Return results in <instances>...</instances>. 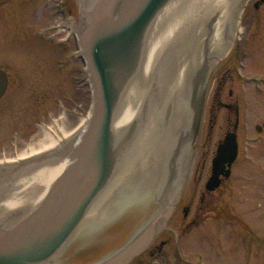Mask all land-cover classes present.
I'll use <instances>...</instances> for the list:
<instances>
[{
  "label": "rangeland",
  "instance_id": "374dc122",
  "mask_svg": "<svg viewBox=\"0 0 264 264\" xmlns=\"http://www.w3.org/2000/svg\"><path fill=\"white\" fill-rule=\"evenodd\" d=\"M85 2L32 0L28 10L18 3V7H0V66L11 79L0 99V163L14 161L49 136L61 141L78 135L86 125L92 105L91 82L84 53L68 29L73 24L67 14L71 9L70 17L76 21ZM16 9H21L19 16H14ZM238 21L240 32L210 74L199 133L192 144L190 173L177 186L178 197L170 194L166 182L158 191L142 193L144 177L131 179L129 174L124 186L127 196L110 206L118 213L79 232L75 248L96 253L99 259L161 213L163 224L154 243L165 244L144 264H264V129L255 128L264 123V7L256 12L251 0L246 1ZM227 67L234 77L226 83L223 95L228 97L232 90L230 101L239 107L238 155L230 176L204 204L199 190L210 173L219 139L235 123L234 113L225 110L213 128L209 122L216 81ZM136 80V76L131 78L124 94ZM133 133L115 138L119 164L130 152ZM209 200L208 208L201 210ZM170 205L171 212L165 217ZM187 205L191 208L184 220L182 209ZM191 218L197 222L186 226Z\"/></svg>",
  "mask_w": 264,
  "mask_h": 264
},
{
  "label": "water",
  "instance_id": "95a60500",
  "mask_svg": "<svg viewBox=\"0 0 264 264\" xmlns=\"http://www.w3.org/2000/svg\"><path fill=\"white\" fill-rule=\"evenodd\" d=\"M168 1L94 0L87 8L78 36L91 79L92 105L88 120L78 135L62 140L58 150L0 163L2 184L16 182L53 162L69 161L32 211L27 214L23 210L12 211L0 220V264H47L106 186L119 163V144L115 140L123 138H116L112 131L114 111L131 78L138 76L148 31ZM245 1L239 0L238 12ZM7 80L6 72L0 68V97L6 90ZM205 93L192 103L191 144L199 133ZM255 128L261 131L264 123ZM237 154L236 132L229 131L212 158L207 190L217 188L220 177L230 174ZM162 215L156 214L117 250L88 264H128L152 244L163 224Z\"/></svg>",
  "mask_w": 264,
  "mask_h": 264
},
{
  "label": "bare ground",
  "instance_id": "6f19581e",
  "mask_svg": "<svg viewBox=\"0 0 264 264\" xmlns=\"http://www.w3.org/2000/svg\"><path fill=\"white\" fill-rule=\"evenodd\" d=\"M93 2H88V8ZM238 3L239 0H169L158 12L138 68V89L135 91L133 85L126 97H121L112 119L114 136L134 130L130 152L121 164L115 165L106 186L47 264H58L60 252L79 232L118 213L113 211L115 206H110L127 196L124 186L129 174L131 179L144 177L142 193L148 189L158 191L166 182L170 183V194L178 197L177 186L190 173L193 160L189 136L192 103L207 90L212 70L240 32ZM60 145L49 136L16 159L58 150ZM68 164L67 159L53 162L16 182L0 184V220L12 211H32Z\"/></svg>",
  "mask_w": 264,
  "mask_h": 264
},
{
  "label": "flooded vegetation",
  "instance_id": "af4514ba",
  "mask_svg": "<svg viewBox=\"0 0 264 264\" xmlns=\"http://www.w3.org/2000/svg\"><path fill=\"white\" fill-rule=\"evenodd\" d=\"M31 1L32 0H0V7H4L7 4L16 5V3H18V5L25 6V8H27V10H28V8L30 6L29 4ZM88 2H90V0H86L82 9H80V7H79V18L76 21L73 17H70V14L72 12L71 9L67 10L68 19L73 24V26L69 25L68 29L70 30V32L72 31L71 34L74 37H76V29L79 27V24H80V22L84 16V13L86 12V10L88 8V4H89ZM251 2H252L253 11L257 12L261 8L264 7V0H251ZM16 7H18V6L16 5ZM15 11L16 12H15L14 16H16V14H17V16H19L21 13V9H19V11H17V9H16ZM24 11H25V9H24ZM27 14H24L25 19H26ZM28 16H27V19H28ZM73 29L75 30V32ZM0 68H2L6 72L7 79H8L6 90L3 94V96H4L5 93L7 92L8 88H9L11 79H10V76H9L7 70L2 66H0ZM232 77H234L233 70L231 69V67H227L222 72L221 76L216 81L217 87H216V90L213 94L212 103H211V107L209 110L210 114H212V116H213L209 119V122L211 124L210 125L211 128H213L214 123L216 122L218 114L220 113L221 110H225L229 113L233 112L235 115V123H234L233 128L227 127L226 132L224 133L223 137L221 139H219L218 142H220L224 138L225 134L228 131L234 130L238 125L239 107H238V104L236 102H231L230 101L231 97H229L232 95V90L228 91V95H229L228 97L223 95L224 87L228 81H231ZM229 119H230V117H229ZM230 170H231V168H230ZM210 174H211V169H210V173H209L208 177L206 178L202 188H200V190H199L200 191V200L204 204H205V199L206 198H213V195H215V193L218 192L219 188L223 185L224 181L230 176L229 175L227 177H221L220 185L217 188H215L214 190H207L205 185H206V181L208 180ZM209 201H208V204L206 203L207 207H205V209H204V206H203V207H201V210H206L208 208L209 204L212 202V201H210V202ZM190 208H191L190 205H187L182 209L184 220L187 219ZM185 210H186V212H185ZM196 216H199V213H197ZM196 222H197V220L195 218H191V219H189V222H187L186 226L188 224L190 225V224L196 223ZM154 242L155 241H153L152 244L144 252H142L140 255L136 256L135 258H133L128 264H144L146 262V259L153 258L156 255V253H159L160 251H162L165 243L160 242L159 244H155ZM77 244H78V241L76 239H74L60 252V255L58 257V264H82V262H86L84 260H87V261L91 260L92 262L98 260L96 253L93 254L91 252H86V250L81 251L80 249L75 248L77 246ZM121 246H119L118 248H120ZM118 248H116L115 250H117ZM115 250H113V251H115ZM82 252H83V254H82ZM112 252H111V250L106 251L105 255L110 254ZM81 254L83 255L82 257L79 256ZM87 256L89 257V259L87 258ZM80 258H82V260H79Z\"/></svg>",
  "mask_w": 264,
  "mask_h": 264
}]
</instances>
